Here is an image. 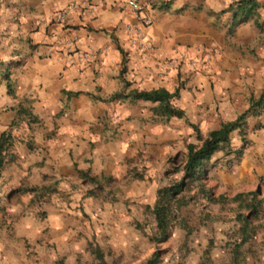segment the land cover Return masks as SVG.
<instances>
[{"label": "crops", "instance_id": "1", "mask_svg": "<svg viewBox=\"0 0 264 264\" xmlns=\"http://www.w3.org/2000/svg\"><path fill=\"white\" fill-rule=\"evenodd\" d=\"M70 1L0 0V56L9 59L12 87L3 102L35 125L31 142L42 152L26 154L27 164L40 159L51 171V181L39 186L82 193L111 184L133 200L135 169L164 174L173 139L192 134L188 122L210 131L248 108L243 158L249 169L264 170V0H252L251 13L239 9L241 0H142L159 48L144 59L130 42L134 18L125 0H91L93 13L77 7L65 21L51 22ZM67 36L91 56L52 51ZM170 58L175 64L164 70ZM154 88L176 90L171 104L183 117L159 115L158 102L124 96ZM117 93L124 95L110 99Z\"/></svg>", "mask_w": 264, "mask_h": 264}, {"label": "rangeland", "instance_id": "2", "mask_svg": "<svg viewBox=\"0 0 264 264\" xmlns=\"http://www.w3.org/2000/svg\"><path fill=\"white\" fill-rule=\"evenodd\" d=\"M9 66V59L0 56V73ZM5 83L0 74V133H10L13 142L0 168V264H99L92 253L95 245L106 264H143L155 251L160 252L159 264H228L233 244L240 240V214L250 221V238L241 245L245 264H264V170L248 168L243 158L246 141L233 145L240 131L231 132L230 145L213 154L201 182L187 185V204L175 210L167 237L154 242L150 240L155 232L153 187L180 179L187 144H200L192 127L198 125L188 122L192 134L173 139L165 160L167 172L160 170L158 176L135 169L133 200L108 188L111 184L82 193L69 188L44 190L39 180L50 182L51 171L40 159L34 165L26 160V154L42 152L38 143L31 142L35 125L3 102L6 95L12 98ZM199 131L202 137L208 133ZM202 187L211 188L216 201L209 200ZM252 191L261 200L255 214L245 207L253 204L252 194H245Z\"/></svg>", "mask_w": 264, "mask_h": 264}, {"label": "trees", "instance_id": "3", "mask_svg": "<svg viewBox=\"0 0 264 264\" xmlns=\"http://www.w3.org/2000/svg\"><path fill=\"white\" fill-rule=\"evenodd\" d=\"M250 3L249 7L245 9L244 7ZM243 12L248 11L249 13L255 8L252 0H241L239 3ZM3 62H1L2 64ZM1 77L6 80L7 93L12 92V87L9 79L8 68L6 71L1 72ZM128 85V83L126 84ZM177 91L169 92L164 88H154L149 90H137L131 89L129 93L124 95L123 93H117L113 95L110 99L118 97H130L132 99H142L149 100L152 102H158L157 107H155L154 112L159 115H165L166 117L176 116L178 118L183 117L184 112L181 109L174 107L171 104V99L175 97ZM252 102V99H251ZM259 105V102L252 103V106ZM252 110V109H251ZM250 108L237 116L236 119L232 121L222 122L220 126L216 129L208 131V133L202 137L200 134L199 128L195 125H192L193 129L196 132L195 138L200 141V144L188 143L186 146V155L185 159L180 167L182 175L179 180L169 184L164 185L156 190V195L154 202L151 206V213L155 221V232L151 235L150 240L154 242H161L167 237L168 228L171 226L173 220L175 219V210L185 206L188 202V199L184 195V191L187 188L189 183L201 182L202 175H204V166L209 162L213 154L222 150L225 147L230 145L229 135L236 129H239L241 132L240 137L242 141H246L243 136L244 131L242 129L243 120L246 115L251 112ZM29 120H31L29 118ZM12 135L8 132L0 133V168L6 162V155L8 154L9 149L13 146ZM238 153L241 152V149L237 150ZM12 159V158H11ZM13 160V159H12ZM54 186H46L44 190H57ZM202 190L205 196L211 200L216 201V198L213 196V191L211 188H204ZM244 194L239 193L236 196L240 197ZM245 194H252L253 204L250 203L248 206L249 213L255 214L258 207L261 204V200L257 199L256 191L248 192ZM218 198H222L220 194ZM257 202L254 203V201ZM241 221V226L239 228L240 240L233 244L231 249V257L228 264H245V257L241 249V245L247 242L250 238V229H249V218L247 215L240 214L239 218ZM95 258L99 261V264H106L104 260V255L101 248L98 245H95L92 250ZM161 261V256L159 251H155L152 255L143 263V264H159Z\"/></svg>", "mask_w": 264, "mask_h": 264}, {"label": "built area", "instance_id": "4", "mask_svg": "<svg viewBox=\"0 0 264 264\" xmlns=\"http://www.w3.org/2000/svg\"><path fill=\"white\" fill-rule=\"evenodd\" d=\"M126 7L132 12L134 21L127 27L131 34L130 42L134 50L138 53L140 59L157 55L159 53L158 46L153 42L149 28L153 24V17L148 11L142 0H125ZM77 7L82 8L87 13H93L96 5L91 0H71L65 7L53 13L50 17L51 22L61 23L66 20L71 11ZM77 39L73 36L61 37L54 42L52 51L61 54L67 58L76 56L80 60H87L91 55L82 49L77 43ZM175 60L173 58L166 59L162 62V68L168 70L173 67Z\"/></svg>", "mask_w": 264, "mask_h": 264}]
</instances>
